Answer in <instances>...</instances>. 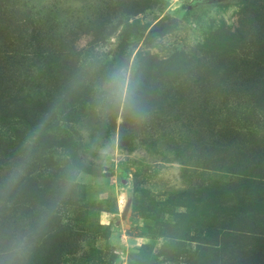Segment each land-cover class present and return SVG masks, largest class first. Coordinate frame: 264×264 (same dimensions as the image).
<instances>
[{
  "label": "trees",
  "instance_id": "obj_1",
  "mask_svg": "<svg viewBox=\"0 0 264 264\" xmlns=\"http://www.w3.org/2000/svg\"><path fill=\"white\" fill-rule=\"evenodd\" d=\"M99 1L94 16L65 25L43 12L34 14L24 0H0V264H5L10 247L16 251L8 264H18L15 257L21 251L16 245V227L21 224L22 233L27 228L33 200L50 211L51 204L41 197L48 186L57 181L73 192L78 184L73 183L69 170L93 173L97 168L86 151L91 146L78 140L86 120L91 122L89 133L98 136L101 144L109 132L117 130L119 148L125 152H133L138 143L161 146L167 153L165 159L171 156L186 166L197 155L185 151H203L205 170L223 169L230 175L229 184L215 196L236 200L239 205L237 210L214 212L208 219L203 264H264V170L254 174L250 168H229L227 160L213 158L218 148L214 141L220 140V150L232 156L257 155L254 145L264 143V85L258 84L264 80L261 0H241L239 27L230 35L232 45L248 42L249 49V54L234 61L236 81L224 73V58H211L210 64L217 61L222 66L221 87L200 66L206 59L205 46H196L189 54L175 52L168 58L142 49L129 52L133 37L145 44L156 37L164 18L149 33L147 27L130 23L131 17L150 9L155 0ZM119 8L123 10L120 17L129 18L122 22L116 50L110 53L105 51L107 45L120 31L111 14ZM248 29L255 34L250 35ZM85 35L90 40L84 47L78 46ZM191 59L200 65L186 66ZM121 67L132 75L142 117L101 102L109 75ZM195 126L202 136L200 142L192 136ZM33 138L35 146L30 145ZM14 159L21 169L16 180L11 170ZM210 187L205 184V192ZM13 197L21 204L16 209ZM57 230L72 227L57 219L50 232ZM167 255L175 257L171 252Z\"/></svg>",
  "mask_w": 264,
  "mask_h": 264
},
{
  "label": "rangeland",
  "instance_id": "obj_2",
  "mask_svg": "<svg viewBox=\"0 0 264 264\" xmlns=\"http://www.w3.org/2000/svg\"><path fill=\"white\" fill-rule=\"evenodd\" d=\"M24 1L34 14L43 12L45 17L51 16L65 25H75L91 14L94 16L98 10L96 5L100 3L99 0ZM261 5L264 6V0ZM242 7L241 0H155L150 9L131 17L130 23L148 28L149 33L152 26L164 18L156 37L148 44L138 36L133 37L129 41V52L142 49L168 58L175 52L189 54L194 47L205 46L206 59L199 58L201 65L191 59L186 61V66L200 65L207 69L210 79L221 87L224 73L236 81L237 75L232 72L234 61L249 54L248 42L232 45L229 41L239 27ZM122 14V8L111 14L112 23L120 31L107 45L105 51L110 53L116 50L118 35L125 24L122 22L129 18L120 17ZM248 31L250 35L255 34L254 30ZM89 40V36H82L78 46L84 47ZM212 56L218 61L223 58L227 61L224 73L217 61L210 64ZM258 84L264 85L263 78ZM117 122L120 124V117ZM81 125L78 140L91 146L86 151L97 168L93 173L70 169V178L78 184L73 192L57 181L48 186L41 197L51 204L50 211H44L38 200L30 203L33 208L26 216L27 228L22 233V225L16 227L19 232L16 245L21 251L15 257L18 264H203L208 219L214 212L219 215L222 210H237L239 206L236 200L215 196L229 184L230 175L224 174L223 169L205 170L203 151H185L186 155L196 154L197 157L183 166L170 155L165 159V147L143 146L137 142L133 152H125L119 148L117 130L109 132L101 144L98 136L89 133L90 120ZM198 128L193 127L192 136L200 142L202 136L197 133ZM214 143L218 147L214 160L225 159L229 168L234 165L250 168L254 174L264 170V143L254 145L259 150L257 155L234 156L220 150V140ZM35 144L33 138L30 145ZM11 170L16 180L21 175L16 159L12 161ZM207 183L211 186L208 193L204 189ZM12 201L15 209L21 206L16 197ZM56 218L72 230L50 232L57 224ZM168 252L175 257H167Z\"/></svg>",
  "mask_w": 264,
  "mask_h": 264
},
{
  "label": "clouds",
  "instance_id": "obj_3",
  "mask_svg": "<svg viewBox=\"0 0 264 264\" xmlns=\"http://www.w3.org/2000/svg\"><path fill=\"white\" fill-rule=\"evenodd\" d=\"M101 102L109 108L127 110L131 115L137 117L143 116L136 99L133 78L127 68H117L109 75L104 86V95L101 97ZM15 251V247L8 249L5 264H8L9 258Z\"/></svg>",
  "mask_w": 264,
  "mask_h": 264
}]
</instances>
